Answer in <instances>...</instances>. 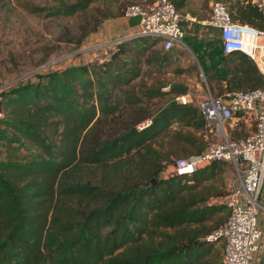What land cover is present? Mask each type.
<instances>
[{
    "label": "trees",
    "instance_id": "obj_1",
    "mask_svg": "<svg viewBox=\"0 0 264 264\" xmlns=\"http://www.w3.org/2000/svg\"><path fill=\"white\" fill-rule=\"evenodd\" d=\"M94 1L62 3L60 12L86 11ZM127 6L117 13L98 6L78 42L104 20L124 16ZM231 14L264 29V13L253 0ZM141 39L123 40L99 60L57 67L0 94V147L6 149L0 264H216L210 253L217 241L206 239L215 228L206 221L225 208L210 197L221 196L214 183L226 162L162 174L176 160L173 148L183 147L185 156L201 153L209 146L202 134L212 128L199 99L183 104L175 98L185 91L148 83V68L171 51L136 44ZM195 53L210 91L220 95ZM231 54L224 59L249 58ZM256 72V65L242 68L245 80H256L249 89L263 85ZM230 120L245 121L241 114ZM24 144L34 150L19 153Z\"/></svg>",
    "mask_w": 264,
    "mask_h": 264
},
{
    "label": "rangeland",
    "instance_id": "obj_2",
    "mask_svg": "<svg viewBox=\"0 0 264 264\" xmlns=\"http://www.w3.org/2000/svg\"><path fill=\"white\" fill-rule=\"evenodd\" d=\"M75 1L77 0H0V94L23 83L37 81L40 73L72 63L99 60L106 55L105 51L109 53L115 49V41L125 36L127 29L122 19L117 18L104 20L96 31L91 32L81 43L78 42L84 27L89 24L86 17L90 13L93 15L98 6L107 12L117 13L124 5H147L154 0H95L86 11L73 15L60 12L64 9L62 3ZM173 1L182 14V26L186 31L184 45H176L170 50L171 56L167 63L162 62L148 68V83L172 85V89L176 91L190 93L193 101L197 103V99L205 95L207 83L195 51L198 50L200 56L206 58L212 51L218 53V57L222 54L218 32L208 23L212 15L211 3L217 0ZM219 1L224 2L232 13L244 0ZM34 6L41 7L42 10L32 11ZM186 13L196 16V20L184 17ZM154 40L156 39L148 37L136 41V44L144 41L151 44L152 49L165 51ZM213 94L217 95L215 92ZM247 120L239 122L238 125H235L236 120L226 121V133L229 135L232 124V138L247 136L255 128L254 121ZM208 125H211L212 132H206L205 136L202 134V138L208 145L221 141L225 136L221 125ZM182 148H173L171 159L185 157L181 152ZM163 149L171 150L167 146ZM187 149L190 147L187 146ZM33 150L30 144H24L18 152L26 154ZM5 153L6 149L0 147V157H4ZM170 166L171 164L164 170L163 175H168ZM217 172L214 187L221 193L222 198L218 199L221 201L231 191L238 173L228 162L222 171ZM224 207L217 214L219 219H225L228 215L229 210ZM213 253L211 251V257Z\"/></svg>",
    "mask_w": 264,
    "mask_h": 264
},
{
    "label": "built area",
    "instance_id": "obj_3",
    "mask_svg": "<svg viewBox=\"0 0 264 264\" xmlns=\"http://www.w3.org/2000/svg\"><path fill=\"white\" fill-rule=\"evenodd\" d=\"M253 1L264 13V0ZM211 10L208 23L217 30L223 53L242 52L249 56L259 69L263 85L221 95H214L207 86L205 95L198 101L201 113L209 123L221 125L225 136L199 154L176 158L168 175L164 176L191 174L214 160L231 163L238 176L231 191L221 200L229 210L228 215L206 239L223 242L222 264H255V253L263 237L257 216L264 182V29L234 20L222 1H213ZM137 15L140 22L136 29L117 39L116 44L151 37L165 50L184 45L186 31L182 26V14L173 0L128 5L124 16ZM175 99L185 104L190 101L191 94L184 93ZM237 114L245 121L253 120L255 128L245 137L229 138L224 125Z\"/></svg>",
    "mask_w": 264,
    "mask_h": 264
},
{
    "label": "crops",
    "instance_id": "obj_4",
    "mask_svg": "<svg viewBox=\"0 0 264 264\" xmlns=\"http://www.w3.org/2000/svg\"><path fill=\"white\" fill-rule=\"evenodd\" d=\"M184 17H186L187 19L190 18V19H195V20L197 18L196 16H191L190 13H186L184 15ZM117 19H122L123 23H125L126 28H127L126 29V35H127V33L133 32L136 29V26H130L129 18H127L125 16H121ZM183 42H184V40H183ZM105 53H107V51H105ZM224 55L228 56L230 59L232 57L236 56V54H229V55L224 54L222 51V54H220L219 57L218 56H214L212 58L202 57V61L205 64V68L211 76V85L213 86V88H215L216 92L219 91V89H220V91H221L220 95H221V94H225V93L235 91V90H246V89H249V87H251L252 84L255 85L256 80H254V79L245 80V77H243V73H242V68L246 69L249 66L253 67L256 65V63L249 56L248 57L251 60L249 58H237L235 61H233V60L230 61V60H225ZM170 56H171V54L167 57V59L164 61V63L168 62V59ZM215 63H217V66H214ZM256 67H257V65H256ZM257 69H258V67H257ZM202 72L204 74L203 69H202ZM257 74H258L259 79L261 80L262 77H261V74L259 72V69H258V72H256L255 77L257 76ZM170 86L171 85L165 83L162 90L167 91L170 89ZM207 86H208V84H207ZM230 126H231L230 133H229V135L227 134V136L229 138H232L233 125L230 124ZM204 136H205V134H204ZM219 198H222V197L216 198V197L211 196L210 197V203L211 202L220 203L221 201H218ZM259 201H260L261 206L259 208L257 218H258V225L263 230V237L261 240V247L255 253V264H264V182H263V185L261 188ZM220 213L221 212H218V214H220ZM226 218L225 219L224 218L219 219V217H217V214H216L211 219L206 221V225L208 226V228H216V227L222 225L224 223V221L226 220ZM213 248H215L216 250H213ZM212 251H214V253H213L211 259L213 258V260L216 264H222L223 242L217 241L216 243H214V245L212 247Z\"/></svg>",
    "mask_w": 264,
    "mask_h": 264
},
{
    "label": "water",
    "instance_id": "obj_5",
    "mask_svg": "<svg viewBox=\"0 0 264 264\" xmlns=\"http://www.w3.org/2000/svg\"><path fill=\"white\" fill-rule=\"evenodd\" d=\"M139 22H140V16L139 15L129 18L130 26H136L139 24ZM152 182L155 183V179H152Z\"/></svg>",
    "mask_w": 264,
    "mask_h": 264
}]
</instances>
